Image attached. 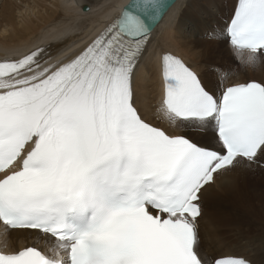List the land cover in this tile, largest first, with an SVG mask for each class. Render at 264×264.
Wrapping results in <instances>:
<instances>
[{"label": "snow or ice", "instance_id": "snow-or-ice-1", "mask_svg": "<svg viewBox=\"0 0 264 264\" xmlns=\"http://www.w3.org/2000/svg\"><path fill=\"white\" fill-rule=\"evenodd\" d=\"M174 3L113 4L70 55L59 23L56 48L0 56V264H250L205 250L202 197L218 176L264 168V82L224 84L217 69L214 90L164 51L160 98L141 106L140 72ZM222 35L241 67H255L264 0H237ZM209 129L213 145L192 138ZM17 230L30 243L10 244Z\"/></svg>", "mask_w": 264, "mask_h": 264}, {"label": "bare ground", "instance_id": "bare-ground-1", "mask_svg": "<svg viewBox=\"0 0 264 264\" xmlns=\"http://www.w3.org/2000/svg\"><path fill=\"white\" fill-rule=\"evenodd\" d=\"M204 1L177 0L155 29L150 46L151 58L147 60L146 67L141 69L138 79L141 106H151V110H154V105L160 98L157 56L164 51H170L184 59L200 74L201 80L214 90H219L221 86L217 69L227 73L224 84L248 80L264 82V77L258 72L254 76H242L243 67L236 58L238 63L234 66L240 72L235 74H231L229 67H210L207 64L209 58L221 54L222 49L219 51L217 47L220 45L224 46L223 51L226 54L233 59L235 57L222 33L229 22L236 0H209L203 5ZM123 2L124 0H0V56L17 55L48 43L56 48L58 45L51 29L59 23L70 26L66 39L59 44L70 55L81 49L91 34L104 26L112 14L111 6ZM73 4L78 6L73 7ZM81 6H87L88 11H84ZM204 17L207 19H203ZM217 17L219 18L216 21ZM210 24H218L219 42H216L218 38L214 41L210 37ZM198 28L203 33L195 36ZM261 59L264 61V58ZM206 64L209 69L213 68V72L206 68ZM256 66L246 68L261 69L264 64ZM193 137L198 142L203 140L200 142L202 144L213 145V133L210 129L192 133ZM228 201L238 203L245 214L264 211V168L237 170L216 177V182L207 186L203 192L204 216L200 224L202 244L210 255H237L246 258L250 264H264V237H252L244 233L234 236L231 232L229 237L234 236V243L242 252L227 247L232 242L224 244L222 241L226 238L222 239L223 233L218 228L217 218L231 214L226 213L231 209ZM255 220L253 219L254 222ZM31 239L29 232L17 230L10 234L9 243L18 247L30 243Z\"/></svg>", "mask_w": 264, "mask_h": 264}, {"label": "rangeland", "instance_id": "rangeland-1", "mask_svg": "<svg viewBox=\"0 0 264 264\" xmlns=\"http://www.w3.org/2000/svg\"><path fill=\"white\" fill-rule=\"evenodd\" d=\"M209 2V0H205L202 4L206 5ZM202 5V7H203ZM205 15V14H204ZM200 17V16H199ZM219 17L216 18V21ZM203 19H207V17H204ZM223 20V19H222ZM219 22H221V19L219 20ZM209 33H216L218 34V24H210L209 26ZM214 31V32H213ZM196 35H200L201 33H203V30L201 28H198L195 30ZM219 36H215L212 37L214 39V41L217 40ZM216 39V40H215ZM216 42H219V38ZM204 46V45H203ZM208 47V46H207ZM218 49H220L221 56L219 55L218 57H213V58H209L207 60V64L211 66L215 65L217 67H229L231 74H235L240 72L239 69H237L234 64L238 63V61L231 58V56H229L228 54H226L223 49L224 46L220 45L217 46ZM219 54V53H218ZM236 61V62H235ZM206 64V68L213 72V68L209 69V66ZM258 64H264V61L261 59L260 62ZM257 67V66H255ZM242 76L244 77H249V76H254L258 73H260L263 77H264V67L261 69H254L251 68V70H248L246 67L242 68ZM218 75V73H216ZM219 76V75H218ZM220 77V76H219ZM221 78V77H220ZM193 139H196L193 137ZM200 142H203V140H199ZM263 188V187H262ZM204 204V203H203ZM228 204L230 205V210L226 211V213H231L230 215H226L223 216L221 218H217L218 219V228H220V231L223 233L222 234V239L225 237L226 239L222 240L225 243H230L227 247H229L231 250H239L237 248V245L234 243V236H238L241 234H246L247 236H262L264 237V211L260 212L257 214L256 212L250 213L249 214H245V211H243L244 209L238 204V203H234V202H229ZM206 205V204H205ZM204 205V207H206ZM210 208V206H209ZM242 211L244 213H242ZM253 219H256L255 222L253 221ZM232 232V234L234 235L233 237H229L230 233ZM240 244H243L242 242H240ZM240 252H242L241 250H239Z\"/></svg>", "mask_w": 264, "mask_h": 264}, {"label": "water", "instance_id": "water-1", "mask_svg": "<svg viewBox=\"0 0 264 264\" xmlns=\"http://www.w3.org/2000/svg\"><path fill=\"white\" fill-rule=\"evenodd\" d=\"M177 0H175V2H176Z\"/></svg>", "mask_w": 264, "mask_h": 264}]
</instances>
